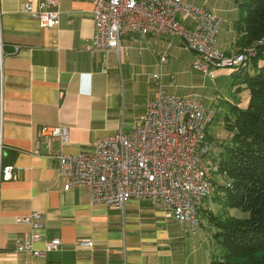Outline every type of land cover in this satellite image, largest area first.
Wrapping results in <instances>:
<instances>
[{
	"label": "crops",
	"instance_id": "1",
	"mask_svg": "<svg viewBox=\"0 0 264 264\" xmlns=\"http://www.w3.org/2000/svg\"><path fill=\"white\" fill-rule=\"evenodd\" d=\"M40 1L0 0L4 44L0 168L14 167L11 179L0 180V264H210L216 254L215 228L206 214L214 215L219 208L215 202L202 205L201 224L193 233L166 218L161 206L149 200L132 199L119 209L92 203L88 186L64 190L66 178L57 171L52 156L77 155L102 137L129 133L153 98L151 76L157 72L163 74L168 94L212 105L210 97L224 88L222 68L210 75L195 70L197 57L179 37L127 36L121 39L119 52L91 51L94 0H60L53 28L41 27L22 10L25 3ZM209 9L223 21L219 49L225 55L236 54L242 44L234 0L226 5L215 0ZM162 52L168 62L159 67ZM190 80L195 83L182 82ZM220 105L207 133L208 141L219 149L230 143L213 141L224 104ZM61 125L68 129L66 144L54 139L49 150L41 142L35 153L41 127ZM7 153L12 154L9 162ZM33 213L41 217L42 238L32 249L42 250L45 240L58 238L59 251L38 257L16 251L15 240L31 231L23 219ZM85 240L92 246L76 244Z\"/></svg>",
	"mask_w": 264,
	"mask_h": 264
},
{
	"label": "built area",
	"instance_id": "2",
	"mask_svg": "<svg viewBox=\"0 0 264 264\" xmlns=\"http://www.w3.org/2000/svg\"><path fill=\"white\" fill-rule=\"evenodd\" d=\"M60 0L25 3L23 12L41 27L53 28L59 19ZM91 51H120L123 37H179L197 61L193 68L210 75L220 68L239 69L253 56L251 48L225 55L218 47L222 19L204 6H192L184 0H94ZM3 41L0 32V99L4 90ZM168 62V55L159 56V67ZM163 74L151 76L153 98L145 115L129 133L119 131L98 139L89 150L77 155L55 154L56 169L66 178L64 190L88 186L91 202L123 209L129 200H149L161 206L166 218L184 224L194 233L201 224L200 208L213 192L211 168L207 155L211 145L207 133L216 117L219 97H210L206 105L191 97L168 94ZM173 79V76L169 77ZM65 126L41 127L35 153L41 142L57 139L67 142ZM3 146L0 144V151ZM2 159V154L0 156ZM13 165L0 168V180L13 177ZM31 231L15 240L18 252L29 251L34 257L59 251L61 240H45L42 250L32 244L42 238L41 217L37 213L23 219ZM91 247V241L76 242Z\"/></svg>",
	"mask_w": 264,
	"mask_h": 264
},
{
	"label": "trees",
	"instance_id": "3",
	"mask_svg": "<svg viewBox=\"0 0 264 264\" xmlns=\"http://www.w3.org/2000/svg\"><path fill=\"white\" fill-rule=\"evenodd\" d=\"M234 3L239 11L240 50L249 46L254 58L231 71V86L248 91L249 100L245 108L232 101L216 104V114L224 104L223 126L232 139L220 149L208 141L212 148L206 162L211 163L214 189L210 197L215 193L214 201L223 209L241 210L248 216L206 214L215 228L216 254L210 264H264V0ZM6 160H12L11 153ZM217 175L227 181L217 186Z\"/></svg>",
	"mask_w": 264,
	"mask_h": 264
},
{
	"label": "rangeland",
	"instance_id": "4",
	"mask_svg": "<svg viewBox=\"0 0 264 264\" xmlns=\"http://www.w3.org/2000/svg\"><path fill=\"white\" fill-rule=\"evenodd\" d=\"M189 2L197 5V6H204L207 7L208 9L210 8V4L214 3L215 0H188ZM220 5H226L227 3H231L232 0H216ZM249 46H246L245 48H248ZM244 48V49H245ZM254 58V56L250 57L249 59ZM232 68H222L220 69V73L225 74L226 77L224 78H220L221 83L224 85V88L222 89V91H218V93H215L218 97H219V101L224 100L223 98L238 103L240 105H246V103L249 100V97H247V92L244 89H240L239 91H236V87H232L228 81L229 79V73L232 71ZM218 71V70H215ZM158 73V72H157ZM176 78V75H175ZM185 84H194L195 81H188V82H184ZM247 98V99H246ZM221 113V112H220ZM222 116L219 117L218 122L216 123V128L213 132V141L215 143L217 142H230L232 139V133L230 131H228L222 124ZM212 157V156H211ZM212 160V158H210ZM212 162V161H211ZM208 164L211 165V163L208 162ZM216 178V185H221L223 183H225L227 180L224 177H220V176H215ZM216 190V189H215ZM214 196L215 193L213 194L212 197H209L205 202H207L209 200V204H213L214 201ZM211 200V201H210ZM213 205L219 206V208L217 207V209H215L214 214H217V216H232V217H236V218H246L248 216V214L246 212H243L241 210H237V209H223V207L220 206V204L218 203H214ZM201 219V217H200ZM215 232V231H214Z\"/></svg>",
	"mask_w": 264,
	"mask_h": 264
}]
</instances>
